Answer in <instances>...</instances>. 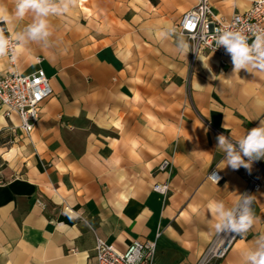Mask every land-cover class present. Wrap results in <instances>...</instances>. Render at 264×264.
I'll use <instances>...</instances> for the list:
<instances>
[{"label":"crops","instance_id":"obj_1","mask_svg":"<svg viewBox=\"0 0 264 264\" xmlns=\"http://www.w3.org/2000/svg\"><path fill=\"white\" fill-rule=\"evenodd\" d=\"M253 1L212 0L211 9L230 18ZM197 3L76 0L47 18V42L20 43L16 69H42L52 96L29 136L0 113V264H96V239L125 251L158 233L152 264H196L223 232L211 205L235 207L248 194L251 229L212 263L245 264L264 234V178L248 193L264 159L233 170L216 138L235 143L264 121V69L234 71L231 58L221 66L212 52L192 60L176 31L158 38ZM0 7L11 15L15 0ZM32 21L29 13L0 28L14 37ZM0 70H11L6 60ZM164 161L169 172L159 171ZM213 169L217 185L206 179ZM165 183L166 197L153 192Z\"/></svg>","mask_w":264,"mask_h":264},{"label":"built area","instance_id":"obj_2","mask_svg":"<svg viewBox=\"0 0 264 264\" xmlns=\"http://www.w3.org/2000/svg\"><path fill=\"white\" fill-rule=\"evenodd\" d=\"M212 0H198L197 5L185 13L180 22L174 27L176 32L184 37L190 46L191 59L204 52L215 53L219 57L221 66L226 65L230 55L223 46L216 43L217 35L225 30L244 31L249 29L264 30V0H254L250 8L243 13H236L230 18L216 15L211 9ZM12 37L10 35H7ZM254 37L249 39L252 43ZM16 47L15 59L11 55L0 58L6 60L11 67L8 72L0 70V113L6 117H16L20 131L29 136L40 120L42 104L52 96L50 80L42 69L29 75H21L16 69L17 51L20 43L13 41ZM37 62H40L37 59ZM259 171L249 178V191L257 192L263 189L264 165L258 166ZM171 164L164 161L159 171L169 172ZM212 184L222 182V175L213 169L206 177ZM153 192L166 197L169 185L154 184ZM37 204L42 205L40 201ZM158 233L154 240L133 241L125 251H119L113 245L96 239L94 257L96 264H152L157 249ZM235 234L230 241L220 243L222 236L213 241L200 256L196 264H212L222 260L231 248ZM76 254L75 250H71Z\"/></svg>","mask_w":264,"mask_h":264},{"label":"clouds","instance_id":"obj_3","mask_svg":"<svg viewBox=\"0 0 264 264\" xmlns=\"http://www.w3.org/2000/svg\"><path fill=\"white\" fill-rule=\"evenodd\" d=\"M76 0H15V11L8 14L6 9L0 7V21L7 24L12 19L23 20L29 13L33 14V21L26 28L17 32L14 37L4 35L0 28V58L9 55L15 59L16 47L13 41L27 43L28 41L47 42L51 32L48 17L60 16L68 13L75 6ZM175 28L166 26L158 32L160 40L169 39ZM250 34L244 31L225 30L217 35V45L223 46L230 55L234 71L248 69L249 66L264 69V30L249 29ZM254 37L252 43L249 39ZM177 47L183 51L187 45L182 40L177 41ZM217 149L225 154L226 166L233 170L240 167L250 170L252 163L264 159V121L238 141H233L221 134L217 136ZM252 197L241 195L240 202L235 207H227L223 201H216L211 205L212 211L218 218L217 231H227L237 235L247 233L253 223L254 214L251 208ZM245 264H264V234L256 241L254 249L243 253Z\"/></svg>","mask_w":264,"mask_h":264},{"label":"bare ground","instance_id":"obj_4","mask_svg":"<svg viewBox=\"0 0 264 264\" xmlns=\"http://www.w3.org/2000/svg\"><path fill=\"white\" fill-rule=\"evenodd\" d=\"M234 235H235L234 233L223 231L221 235L222 237L220 239V243H223V242L225 243L227 241H230Z\"/></svg>","mask_w":264,"mask_h":264},{"label":"rangeland","instance_id":"obj_5","mask_svg":"<svg viewBox=\"0 0 264 264\" xmlns=\"http://www.w3.org/2000/svg\"><path fill=\"white\" fill-rule=\"evenodd\" d=\"M5 168H6V167L3 166V165L0 163V173H1V171L4 170ZM0 179H1V176H0Z\"/></svg>","mask_w":264,"mask_h":264},{"label":"trees","instance_id":"obj_6","mask_svg":"<svg viewBox=\"0 0 264 264\" xmlns=\"http://www.w3.org/2000/svg\"><path fill=\"white\" fill-rule=\"evenodd\" d=\"M153 3H155V0H151Z\"/></svg>","mask_w":264,"mask_h":264}]
</instances>
